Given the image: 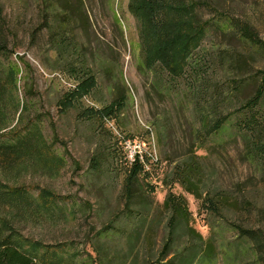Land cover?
<instances>
[{
    "label": "rangeland",
    "instance_id": "1",
    "mask_svg": "<svg viewBox=\"0 0 264 264\" xmlns=\"http://www.w3.org/2000/svg\"><path fill=\"white\" fill-rule=\"evenodd\" d=\"M81 1L80 12L68 22L60 13L77 0H51L55 34L50 38L44 26L31 36L41 24L43 0H0L11 50L0 56V141L9 131L36 125L49 145L30 162L0 150V243H14L40 264L154 260L165 240L168 212L158 210L152 241L138 245L136 258L126 243L130 218L119 216L109 224L123 206L121 187L129 165L124 139L139 141L155 155L148 164L149 185L138 193L153 209L169 192L183 195L194 226L215 244L243 242L229 221L264 230V150L259 144L264 141V91L239 109L257 87L264 90V49L242 33L247 27L264 39V0H187L175 20L184 42V74L178 78L169 77L157 62L151 69L144 65L142 20L130 11V0ZM11 63L19 69L16 75ZM72 64L90 69L97 80L92 93L82 96L85 105L100 108L125 85V109L103 122L79 119L75 109L58 114L57 99L78 83L68 67ZM221 116L224 126L208 132ZM195 147L208 179L203 197L226 192L231 199L223 210L195 200L172 178L174 164ZM93 158L98 167L92 166ZM15 189L23 195L13 200L8 193ZM235 200L248 206H234ZM185 241L188 237L181 235L173 248ZM218 251L216 264H222ZM238 259V264H255L248 253Z\"/></svg>",
    "mask_w": 264,
    "mask_h": 264
},
{
    "label": "trees",
    "instance_id": "2",
    "mask_svg": "<svg viewBox=\"0 0 264 264\" xmlns=\"http://www.w3.org/2000/svg\"><path fill=\"white\" fill-rule=\"evenodd\" d=\"M62 1L64 0H59V3L64 4ZM186 1L187 0H130L129 2V9L132 14L142 20L140 36L144 49V65L151 69L157 62L171 78L182 77L184 74L182 68L184 53H181L184 50L183 35L179 33L178 30L180 27H178L175 20L179 17L178 11L181 12L185 7ZM53 3L54 2H51V0H43L40 9V11H42L41 24L31 33V36L42 26L47 29L50 38L54 36L55 32L52 31L50 21L52 17L54 18V14L51 11V5H53ZM192 3L193 2L190 1V4ZM82 5V1L77 0V3L70 8V11H65L60 14L64 17L66 16L68 21L74 14L80 12ZM170 11H176L175 15L171 16ZM164 25L166 26V30L160 29V26ZM64 26L65 28L67 27V25ZM154 32L159 33L154 35ZM242 33L252 45L264 49V39H260L254 35L247 27L242 29ZM7 38V30L0 19L1 57H6V53L11 52L10 49H7ZM150 40H154L155 43H150ZM64 45L66 46V42ZM150 53L152 55H150ZM18 59H20V57H18ZM68 67L69 70L76 72L78 83L74 88L63 91L57 99L56 107L58 114H65L69 109H75L77 110V117L79 119L87 120L98 118L103 122V117L115 118L125 109L129 98V92L125 85H122L116 96L113 97L108 104L100 108L85 105L82 96L92 93L97 86L96 77L90 69L82 67L81 65L72 64ZM9 69L12 75H16L19 70L16 63H11ZM1 88L2 84L0 83V89ZM263 91V85L257 87L253 95L240 105L239 109H242L244 106H250V103H255ZM225 121L226 118L223 116L219 117V119H215L209 125L207 131L214 132L220 130L224 126ZM238 125L244 128L245 122L242 121ZM259 126L258 131L261 132L262 126ZM163 128L165 127L163 126ZM8 133H10V137L8 136L5 140L0 141V150H7V152L14 155L13 157H23L30 162L34 157L39 158L41 156L43 148H49V145L45 143L36 125L26 128L22 132L16 129ZM247 136L244 138L245 144L251 148V139ZM259 144L264 150V141H261ZM201 158L202 155L198 153V148L195 147L190 154L174 164L172 178L174 182L178 183L184 189V191L192 195L195 200L207 201L208 206L223 210V204L228 203L231 199L226 192L213 191L211 194L203 197V193L207 191L205 187L207 186L208 179L206 168ZM145 162L150 164L148 156H145ZM262 162H264V156ZM91 164L92 166L98 167V158H93ZM147 174L148 169L143 162L139 161L138 157L126 166L121 187L123 206L109 221V224H111L118 220L120 218L119 216L130 218L132 221V229L127 234L126 243L129 252H133L135 258L138 253L136 248H138L139 244L143 245V243H145V245H149L151 243L153 228L160 220V217H157L158 210L162 209V211L169 213L166 221L167 233L158 256L154 260H149L147 264H216L215 254L217 249H219L218 254L220 255L222 264H238V258L243 253L250 254L255 264H264L263 228L248 227L238 220L229 221L228 225L235 231L238 237L237 239L243 240L248 246L243 242L235 241L215 244L212 236H203L194 226L187 199L183 195H175L169 192L162 204L153 209L152 202L138 194L143 187L146 188L149 185L146 179ZM8 194L12 196L11 198L13 200L15 199L14 195H23L16 189ZM43 195H46L44 198L47 200L48 193L44 192ZM233 204L234 206L238 205L242 208L248 206L247 201H238V203H236L235 200ZM152 211L155 212L153 216H151ZM181 235H186L188 241H185L181 247L174 249L173 245L176 239ZM0 264L40 263L14 243L5 242L0 243Z\"/></svg>",
    "mask_w": 264,
    "mask_h": 264
},
{
    "label": "built area",
    "instance_id": "3",
    "mask_svg": "<svg viewBox=\"0 0 264 264\" xmlns=\"http://www.w3.org/2000/svg\"><path fill=\"white\" fill-rule=\"evenodd\" d=\"M123 144L126 151V158L129 164L132 163L136 159V157H138L139 161L143 162L145 164V167L148 169V164L145 162V156L149 157V163L150 160H155V155L145 149L139 141H136L134 139H124Z\"/></svg>",
    "mask_w": 264,
    "mask_h": 264
}]
</instances>
